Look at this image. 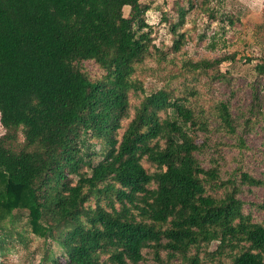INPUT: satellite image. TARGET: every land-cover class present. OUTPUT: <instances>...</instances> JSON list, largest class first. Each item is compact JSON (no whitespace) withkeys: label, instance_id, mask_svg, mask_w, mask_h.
Wrapping results in <instances>:
<instances>
[{"label":"trees","instance_id":"obj_1","mask_svg":"<svg viewBox=\"0 0 264 264\" xmlns=\"http://www.w3.org/2000/svg\"><path fill=\"white\" fill-rule=\"evenodd\" d=\"M149 8L0 0V218L29 210L33 231L60 249L43 264H264V176L244 162L232 99L209 117L192 108L194 85L139 93V69L160 51ZM186 13L172 24L175 51ZM87 60L101 77L86 72ZM254 68L264 77V57ZM132 93L142 98L133 117ZM210 125L222 136L214 144ZM225 136L237 138L224 142L233 158L219 146Z\"/></svg>","mask_w":264,"mask_h":264},{"label":"rangeland","instance_id":"obj_2","mask_svg":"<svg viewBox=\"0 0 264 264\" xmlns=\"http://www.w3.org/2000/svg\"><path fill=\"white\" fill-rule=\"evenodd\" d=\"M142 2L150 6L146 19L153 43L160 51H155L140 67L138 73L144 92L139 93L150 94L167 83L176 84L183 90L188 85L190 92L194 85V90L189 93L192 108L204 111L209 117L215 112L216 105L231 98L232 113L237 123H245L241 125L244 126L243 134L239 133L247 144L243 150L244 162L252 172L264 176V77H259L254 68L264 57V0ZM182 8L187 11L186 21L178 33L184 34L185 42L181 50L175 51L172 47L177 34L173 33L172 24L178 21ZM129 10L128 6L125 7V15ZM203 59L224 60L206 71L186 69L187 61ZM83 65L92 78L101 77V69L92 60L84 61ZM172 84L169 86L173 88ZM141 99L131 94V117L134 105ZM252 108H256L254 112ZM128 121L125 119L123 123L127 125ZM214 128L209 126L213 144L222 137ZM4 133L0 120V135ZM197 140L201 141V138ZM221 141L219 146L226 150L230 158L238 155L235 148L228 147L237 141L236 137L225 136ZM91 142L92 151H98L100 143L94 139L87 141L88 144ZM146 164L150 167V163ZM258 193L264 195V192ZM12 209L11 216L0 218V238L5 239L4 248L0 245V264H43L46 254L60 255L56 241L33 231L28 209L16 206ZM12 216H15L14 221ZM215 246L216 243L211 249Z\"/></svg>","mask_w":264,"mask_h":264}]
</instances>
